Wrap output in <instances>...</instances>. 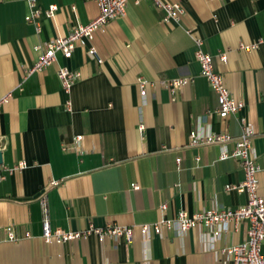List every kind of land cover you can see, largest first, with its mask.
Instances as JSON below:
<instances>
[{
  "label": "crops",
  "instance_id": "0c3cea01",
  "mask_svg": "<svg viewBox=\"0 0 264 264\" xmlns=\"http://www.w3.org/2000/svg\"><path fill=\"white\" fill-rule=\"evenodd\" d=\"M29 1L0 0V98L9 95L0 105V264H231L221 249L245 240L246 222L216 241L196 227L147 238L135 233L129 242L89 235L46 243L41 200L53 228L74 231L152 223L164 202L167 217L243 205L245 192L225 190L244 179L239 160H220L218 145H190L189 138L191 131L237 136L244 116L255 132L254 154L264 163V0H169L184 11L167 21L150 1L130 3L94 35L102 62L87 52L88 44L69 58L57 53L48 68L25 76L40 53L36 46L98 13L95 0H33L40 8L37 30L25 19ZM52 4L58 7L48 16ZM186 29L203 39L215 70L243 103L235 116L218 117ZM241 43L256 47L245 50ZM60 66L79 72L68 91L57 77ZM183 76L192 81L175 94L159 81ZM139 77L150 82L144 98ZM22 161V169H11ZM258 179L264 196V176ZM7 226L23 238L5 239Z\"/></svg>",
  "mask_w": 264,
  "mask_h": 264
},
{
  "label": "built area",
  "instance_id": "2783aa9c",
  "mask_svg": "<svg viewBox=\"0 0 264 264\" xmlns=\"http://www.w3.org/2000/svg\"><path fill=\"white\" fill-rule=\"evenodd\" d=\"M150 1L156 7L164 11L163 20H178L182 14L183 7L178 2H170L169 0H95L98 6L97 15L86 24H78L67 35H59L51 38L44 45L36 46L40 50L35 62L25 70V76L33 72L42 71L56 61L57 53H61L64 58L72 56L73 51L78 46L85 47L89 44L87 52L95 57L98 62L102 59L98 56L95 46L92 44L94 35L97 31L102 30L104 26L112 19L124 14L128 4L138 5L142 2ZM30 12L25 16L28 22H34L37 30L40 25L37 22V15L40 8L33 1H29ZM57 5L52 4L45 10L48 16H52L57 10ZM189 34L195 44V59L199 63L200 72L206 78L210 88L216 95L217 109L216 113L220 119L235 116L243 103L233 97L230 90L226 87L222 75L214 68L213 56L203 49V39L195 36L191 29L185 30ZM256 44H240V48L245 50H253ZM220 59L226 63V55L219 54ZM57 77L65 91L70 90L79 77V72L71 70L66 66H60L57 70ZM149 80L139 77L137 85L141 97H146ZM161 85L167 87L172 94H175L178 87L183 84L190 83L192 76H183L171 79H160ZM8 97L0 98V105L8 102ZM238 121L241 125L240 134L232 136L229 133L219 132L205 135H199L195 131L190 132V145H209L216 144L220 147L219 159L235 158L239 160L244 171V179L236 184H226L225 190H236L245 192L247 200L243 205L231 207H213L202 209L194 213L180 210L173 217H167L165 210L167 205L164 202L159 205L160 216L152 223L136 224V225H120L106 224L99 227L89 224L82 230H65L62 228H53L47 212L44 198L41 200L43 204L42 238L46 243H64L71 240L85 238L89 235H95L99 241L105 238H124L127 242L131 241L135 233L141 237L147 238L150 234H160L163 231L174 230L184 233L190 229L201 227L213 239L219 240L221 235L228 230H238L241 223L246 222V238L242 242L226 246L221 249L231 260V264H264V254H262V245H264V196L258 192L259 179L258 175L264 176V163L257 160L252 148V138L254 136L253 128L248 124L244 116H239ZM142 125L140 129H142ZM81 136H77L76 140H80ZM232 144V147H229ZM65 146L63 149L65 150ZM180 158L176 159V163L180 164ZM196 160H199L197 157ZM25 162H19L11 169H22ZM3 168L9 169L7 166ZM3 177V175H1ZM53 185L57 182L52 181ZM51 183V184H52ZM133 189H138L139 185L135 182L131 184ZM6 238L8 241L16 242L23 238L12 226L5 227ZM27 236V235H25ZM24 236V237H25Z\"/></svg>",
  "mask_w": 264,
  "mask_h": 264
},
{
  "label": "water",
  "instance_id": "95a60500",
  "mask_svg": "<svg viewBox=\"0 0 264 264\" xmlns=\"http://www.w3.org/2000/svg\"><path fill=\"white\" fill-rule=\"evenodd\" d=\"M3 159H2V152L0 151V165L2 164Z\"/></svg>",
  "mask_w": 264,
  "mask_h": 264
}]
</instances>
